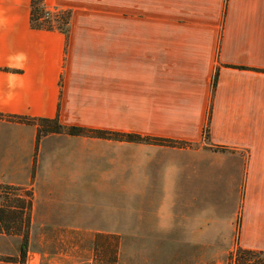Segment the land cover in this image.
<instances>
[{"label":"crops","instance_id":"1","mask_svg":"<svg viewBox=\"0 0 264 264\" xmlns=\"http://www.w3.org/2000/svg\"><path fill=\"white\" fill-rule=\"evenodd\" d=\"M32 1L0 0V184L31 189L44 225L86 227L68 223L97 202L116 224L90 227H130L147 217L131 204L157 197L162 238L264 251V0H117L115 27L43 0L73 10L68 33L33 26ZM40 118L175 142L38 140ZM220 178L234 212L204 200Z\"/></svg>","mask_w":264,"mask_h":264},{"label":"rangeland","instance_id":"2","mask_svg":"<svg viewBox=\"0 0 264 264\" xmlns=\"http://www.w3.org/2000/svg\"><path fill=\"white\" fill-rule=\"evenodd\" d=\"M84 1L88 4L87 9L92 13L91 27L106 25L115 27L118 13L117 0ZM58 8L63 7L58 6ZM125 12L129 13L127 10ZM107 19L109 21H106ZM220 175L224 177V174ZM220 180L219 185L214 186L212 191L216 195L210 197V200H204L221 205V210L226 213L234 212L239 206V188L228 187L225 178ZM2 191L4 193H0V208L12 205L16 212H21L18 206H21L23 201L27 203L31 200L32 204L33 193L29 188L4 185ZM223 193L225 197L221 196ZM113 199L116 200V198L110 200ZM160 199L137 198L131 207L135 209L134 211L140 210L142 214H139L140 216L147 217L135 219L130 215L131 217L128 216L129 218L124 222L130 227L125 228L90 227L116 224L110 219L100 217L99 213L107 212L108 209L103 207V203L96 202L86 207L87 211L81 215V219L68 223L88 225L86 227L58 228L49 223L44 225L38 222L36 217L35 219L32 217L31 208L26 260L21 254L25 242L24 232L28 228L25 207L22 211L23 231H16V227L21 222L19 219L16 225L11 227V231L0 232V261H6L8 264H236L235 255L238 248L236 244L191 245L175 243L178 239L171 241L169 238H162L158 233L163 228L159 229L161 227L157 226L151 212H145L153 211L150 209L157 206ZM186 199L180 198V204ZM110 212L111 210L108 211ZM137 214L135 213V216ZM134 221L142 225L141 228L131 227Z\"/></svg>","mask_w":264,"mask_h":264},{"label":"trees","instance_id":"3","mask_svg":"<svg viewBox=\"0 0 264 264\" xmlns=\"http://www.w3.org/2000/svg\"><path fill=\"white\" fill-rule=\"evenodd\" d=\"M46 4L43 0H33L32 1V15L31 21L32 25L35 27L44 28H58L65 33L69 32V24L71 19V10L61 8L54 18H43L46 9ZM218 71L216 72L213 80V90L216 88L218 82ZM211 119V112L209 115V123ZM40 127L38 129V140L42 135H46L51 132H67L73 135H87L93 137L116 139V140H126V141H136V142H156V143H174V140L166 138H158L152 136L141 135L137 133H124V132H111L102 129L88 128L83 126H68L59 123L58 118H40ZM209 123L207 124L205 131V138L209 137ZM54 124V125H51ZM20 201V200H19ZM25 207L27 208L26 214V226L28 228L24 232L25 242L21 248V254L23 258H26L28 250V234L31 219V200L27 203L23 201L21 206H18L21 212H16L15 207L10 205L8 207L0 208V232L11 231V227L16 225V221L20 219V223L16 227V231H23V212ZM236 264H264V251L248 249L238 246L235 255ZM26 260V259H25Z\"/></svg>","mask_w":264,"mask_h":264},{"label":"built area","instance_id":"4","mask_svg":"<svg viewBox=\"0 0 264 264\" xmlns=\"http://www.w3.org/2000/svg\"><path fill=\"white\" fill-rule=\"evenodd\" d=\"M59 10H60V8H58V6H47L46 9H45L43 18H45V19H47V18H54L55 15L59 12ZM4 185H6V184H0V193H4L2 191L4 189ZM8 186H11V185H8Z\"/></svg>","mask_w":264,"mask_h":264}]
</instances>
